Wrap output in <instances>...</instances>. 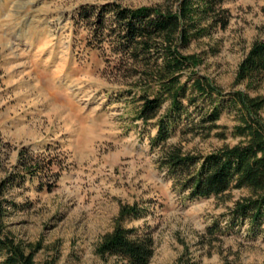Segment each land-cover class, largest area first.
I'll return each mask as SVG.
<instances>
[{"label":"rangeland","instance_id":"374dc122","mask_svg":"<svg viewBox=\"0 0 264 264\" xmlns=\"http://www.w3.org/2000/svg\"><path fill=\"white\" fill-rule=\"evenodd\" d=\"M173 1L0 0V227L34 252L36 263L113 264L99 247L121 225L152 236L150 264H264V230L253 235L248 222H229L249 189L191 200L164 168L173 149L205 156L238 144L236 113L226 111L209 136L178 128L153 146L155 120L144 126L137 119L136 79L110 42L93 34L106 4L165 8ZM83 7L97 10L81 15ZM224 7L227 28L183 53L224 92L264 98V77L238 79L264 39V0H227ZM105 20L111 26L113 15ZM260 115L264 120V109ZM23 152L42 164L36 176L18 177ZM10 177L15 185L3 187ZM133 206L141 216L122 219L123 208Z\"/></svg>","mask_w":264,"mask_h":264},{"label":"trees","instance_id":"16d2710c","mask_svg":"<svg viewBox=\"0 0 264 264\" xmlns=\"http://www.w3.org/2000/svg\"><path fill=\"white\" fill-rule=\"evenodd\" d=\"M226 1L175 0L165 8H128L114 2L99 9L93 34L110 42L118 61L136 79L140 88L137 101L141 103L137 119L144 126L155 120L153 146L165 144L178 128L184 135L209 136L226 111L236 113L232 135L241 139L238 144L205 156L184 155L173 149L164 156V168L191 200L249 189L251 196L235 205L229 222L234 226L248 222L249 231L258 235L264 230V120L260 115L264 98H252L242 91L224 92L195 70L197 58L183 53L192 42L227 28L231 13L224 7ZM96 10L83 7L81 15ZM109 13L114 18L111 26L105 20ZM252 75L264 77V39L253 45L238 79ZM33 161L25 152L21 154L23 169L18 177L39 173L42 164ZM16 181L10 177L3 187ZM140 211L137 206L123 208L121 218L140 217ZM3 212L0 205V217ZM99 253L114 257L113 264H150L154 240L150 234L140 235L119 225L104 239ZM34 256L0 227V264H38Z\"/></svg>","mask_w":264,"mask_h":264}]
</instances>
